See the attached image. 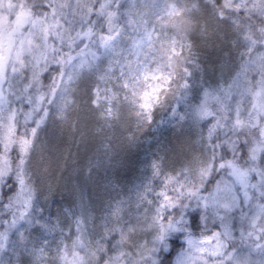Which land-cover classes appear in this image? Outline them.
Returning <instances> with one entry per match:
<instances>
[{
  "label": "clouds",
  "instance_id": "9594fccd",
  "mask_svg": "<svg viewBox=\"0 0 264 264\" xmlns=\"http://www.w3.org/2000/svg\"><path fill=\"white\" fill-rule=\"evenodd\" d=\"M0 264H264V0H0Z\"/></svg>",
  "mask_w": 264,
  "mask_h": 264
}]
</instances>
